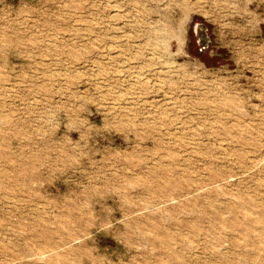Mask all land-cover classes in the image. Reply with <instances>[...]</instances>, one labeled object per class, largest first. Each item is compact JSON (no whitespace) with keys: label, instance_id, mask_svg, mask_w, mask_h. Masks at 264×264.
Instances as JSON below:
<instances>
[{"label":"rangeland","instance_id":"1","mask_svg":"<svg viewBox=\"0 0 264 264\" xmlns=\"http://www.w3.org/2000/svg\"><path fill=\"white\" fill-rule=\"evenodd\" d=\"M0 264H264V0H0Z\"/></svg>","mask_w":264,"mask_h":264},{"label":"bare ground","instance_id":"2","mask_svg":"<svg viewBox=\"0 0 264 264\" xmlns=\"http://www.w3.org/2000/svg\"><path fill=\"white\" fill-rule=\"evenodd\" d=\"M177 256V255H176ZM178 257V256H177Z\"/></svg>","mask_w":264,"mask_h":264}]
</instances>
